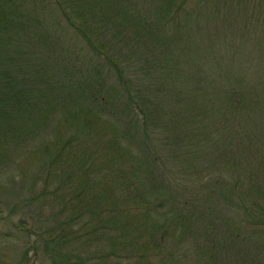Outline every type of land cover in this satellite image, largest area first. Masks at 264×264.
Here are the masks:
<instances>
[{
  "label": "trees",
  "instance_id": "trees-1",
  "mask_svg": "<svg viewBox=\"0 0 264 264\" xmlns=\"http://www.w3.org/2000/svg\"><path fill=\"white\" fill-rule=\"evenodd\" d=\"M205 10H209L212 22H219L220 29L227 26L240 33L243 27L238 24L237 28L232 18H241L244 23L252 19L257 23L264 19V0H0V159L6 158L12 146L34 135V141L43 138L39 146L42 145L49 131L54 132L57 119L73 120L86 132L93 125L95 129L103 118L105 122L116 121L114 112L118 111H124L128 119L123 127V139L128 140L129 146L135 143V150L123 153L119 151L121 137L112 132L113 128L118 131L119 126L102 127V130L110 127L105 149L114 154L109 152L102 163L94 162L92 156L89 164L84 159L90 150L86 140L72 146L56 135L45 143L44 155L49 158L37 169L41 186L27 204H36L40 214L45 211L54 221L49 228L54 233L48 240L41 233L35 237H41L46 250L50 244L55 245L62 264H87L88 259L73 261L71 255L63 252L72 242L67 238L70 235L75 237L77 245L107 248L106 254L90 257L95 261H102L103 256L112 259L118 248L120 261H129L134 256L141 264H146L148 259L167 264L164 252L173 239L166 237L167 227L174 228L171 236L180 234L173 245L202 218L203 225L208 222L204 237L213 235L211 239L200 235L204 245L198 251H203L201 257L205 259L213 260L212 252L226 251L220 243H232L236 249L234 243L244 241L240 239L243 232L264 240V213L261 212L264 177L257 188L250 187L249 193L248 189L237 186L240 194L253 197L249 202L241 199L242 219L222 222L225 227L221 235L218 233L219 239L215 224L213 227V220L209 218L214 190L204 197L207 217L199 212L193 198L185 200L186 184H175L179 202L170 193L167 197H171V207L159 208L154 204L165 195L154 173L160 165H165L166 153L165 159L174 161L182 156L179 148L183 147L174 141L181 127L176 123L163 126L164 140L157 138L159 127L154 114L159 89L156 84L161 80L157 71L159 68L170 70L176 64V40L181 46L193 31L200 30ZM186 24L196 27L187 30ZM260 26L264 35V24ZM213 31L212 36L216 38ZM113 56L117 58L116 63L112 62ZM136 57L133 71L130 64ZM103 68L108 70L103 72ZM138 77L148 79L144 88L137 85ZM234 79L230 83L240 82ZM233 90L234 87L229 98L238 106L237 90ZM250 90L244 88L247 95L241 96L243 102H252L253 107V103L259 102L257 98L264 101V92L255 98V91ZM161 93L170 97L167 90ZM179 107L184 109L183 101ZM199 130L195 133L192 129L183 139L206 138ZM211 143L213 140L200 142L205 148L211 147ZM247 145L251 146V142ZM260 151L254 150V153ZM258 157L259 162L255 158L257 168L264 176V157ZM3 163L0 160V165ZM63 173L68 177L62 181ZM251 182H254L252 176L248 184ZM227 196L231 197L229 193ZM256 199L262 201L260 206ZM191 211L196 214L192 216ZM226 233L228 237L223 238ZM3 238L13 236L7 233Z\"/></svg>",
  "mask_w": 264,
  "mask_h": 264
},
{
  "label": "rangeland",
  "instance_id": "rangeland-1",
  "mask_svg": "<svg viewBox=\"0 0 264 264\" xmlns=\"http://www.w3.org/2000/svg\"><path fill=\"white\" fill-rule=\"evenodd\" d=\"M232 19L237 28L238 24L243 27L240 33L234 32L227 26L220 29L219 22H212L209 10H205L202 14V24L206 26L203 27L201 24L200 30L193 31V34L188 36L181 46L176 40L175 47L177 48L174 50L176 51L174 56L176 64L170 70L162 68L161 71L159 68L157 74L160 75L161 80L159 84H156V88L159 89L156 90L159 94V103H157V112L154 114L158 119L157 138L164 140L163 126L176 123L182 128L177 129L174 141L176 144L177 142L182 144L183 147L179 148L182 156L175 158L174 161L169 157L165 159V155H168L166 153L163 156L165 165L159 166L157 176L154 173V177L159 181V188L165 189L163 193L165 195L155 200L154 204L159 208L171 207V197L167 196L173 193L179 202L180 195L175 184H186L187 190L183 192L185 200L193 198L199 212L207 217L204 207L207 201L204 197L209 191L214 190L215 200L209 204V207L211 205L209 218L213 220V227L215 224L217 239L221 237L217 236L218 233L221 235L225 227L223 221L227 223L233 219L238 221L242 219L241 199L249 202L253 197V195L248 197L240 194L237 186L248 189L249 193L250 187L257 188V184L261 185L264 177L262 172H259L255 159L257 158L259 162L258 155L264 157V106L261 103L264 101L257 98L259 102L253 103L252 107V102H243L241 97L247 95L243 92L245 87L252 89L250 92L255 91V98L264 92V35L260 26L264 24V19L257 23L252 19L245 20V23L241 18ZM195 27V25L186 24L187 30H194ZM212 28L215 32L216 29L221 30V32L220 30L216 32V38L212 36L214 32ZM249 35L254 36V39ZM85 49L89 51L88 48L85 47ZM180 50H183L181 54ZM136 61L137 57L130 64L133 71ZM112 62H117L116 56H113ZM107 70L103 68L102 71ZM234 78L239 79L240 82H236L238 84L235 85L230 83L231 80L234 82ZM138 79L136 80L137 85L144 88L148 79L140 77ZM232 87H234L233 91L237 90L239 94L236 92L238 106H234L229 98ZM164 90H167L170 97L162 95L161 92ZM182 101L184 109L179 107L182 106ZM114 113L117 114L116 121L111 119L105 122L103 118L95 129L93 125L86 132H82L73 120L57 119L58 122H55L57 125L53 126L54 132L49 131L42 145L39 146L43 138L34 141L36 137L34 135L30 140L26 138L19 145L12 146V151L6 158L0 159L4 162L0 165V264H62L55 245L50 244L46 250L40 242L41 237H35L37 233H41L40 235L48 240L54 233V230L51 232L49 229L54 225V221L51 217H47V212L42 211L40 214L41 210L35 208L36 204H27L41 186L37 169L49 158L48 155H44V147L47 146L45 143L53 140L56 135L62 141L68 140L72 146H79L83 140H86L85 144L89 145L90 150H88V158L84 157V159L89 164L93 156L94 162L102 163L101 160L106 158L109 152L111 155L114 154L105 149L110 127L103 130L102 127L116 124L119 126L118 131L113 128L112 132L122 138L118 140L121 142L119 151L124 153L135 150V143L129 146L128 140L123 139V127L127 124L125 121L128 120L126 113L124 111ZM119 120L122 121L119 122ZM183 129L185 131H182ZM192 129L195 133L200 129L201 135L206 138L197 137V141L189 139L195 137L183 139V136H188ZM97 140L100 142L95 145ZM203 140H211V142L213 140V143L209 145L212 146L205 148L203 145L202 147L200 142L202 143ZM217 142L218 145H215L214 143ZM248 142H251V146L247 145ZM257 149L261 151L254 153ZM157 166L156 163L155 167ZM246 171L249 172L247 176ZM250 176L254 182L249 185ZM67 177L64 173L61 174L62 181ZM261 187H264V183ZM178 188L181 191V188ZM261 190L264 192V189ZM227 193L231 196L230 198ZM257 201L259 200L256 199ZM261 203L262 201H259V206ZM155 210H157L156 207ZM261 212L264 213V209H261ZM195 214V211H191L192 216ZM203 221L202 218L201 222L192 224L188 233L173 245L172 242L180 234L176 233L171 236L174 228L167 227L166 237L173 238L164 252L165 260H168L167 264H264V240H257L258 237L249 236L246 232L241 233L240 239L244 241L234 243L236 249L232 247V243L224 242L220 244L226 248V251L212 252L213 260L209 257L207 259L201 257L203 251L198 250H203L202 239L213 238L211 234L204 237L208 222L203 225ZM21 224L23 226H20ZM47 232H51V235L47 236ZM7 233H11L13 238H3ZM222 237L227 238L228 234ZM67 238L73 243L65 246L63 252L71 255L73 261L75 258H83L88 259L87 264L98 262V264H141V261L136 260L134 256L129 261L117 260L120 255L118 248L116 254L111 255L114 262L105 256L101 258L102 261L92 260L91 256L99 257L100 254H106V247L102 248L100 245L94 248L87 244L77 245L76 239H73L74 236L70 235ZM33 242L36 243L33 244ZM168 252L170 255L166 254ZM254 257L256 261L253 262ZM145 262L156 264L150 259Z\"/></svg>",
  "mask_w": 264,
  "mask_h": 264
}]
</instances>
